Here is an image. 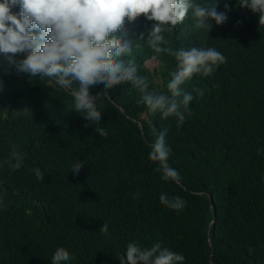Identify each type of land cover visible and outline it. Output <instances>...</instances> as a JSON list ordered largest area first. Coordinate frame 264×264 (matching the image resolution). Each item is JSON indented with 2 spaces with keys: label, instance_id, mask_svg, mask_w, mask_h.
<instances>
[{
  "label": "trees",
  "instance_id": "obj_1",
  "mask_svg": "<svg viewBox=\"0 0 264 264\" xmlns=\"http://www.w3.org/2000/svg\"><path fill=\"white\" fill-rule=\"evenodd\" d=\"M215 3L227 19L209 18L210 29L190 7L183 21L162 25V41L148 39L156 22L144 15L126 18L116 34L137 40L120 59L134 60L157 94L171 96L179 61L153 45L214 48L226 57L212 74L195 73L180 86L204 91L193 93L181 126L137 103L143 93L131 81L107 93L98 82L89 93L108 132L102 137L75 111L74 96L48 83L55 78H30L0 57V264H52L59 247L74 255L68 264H120L130 242L159 243L183 254L182 264H264V18L241 0H190ZM13 11L19 15L21 6ZM165 128L167 163L179 183L162 179L159 161L149 159ZM13 146L24 157L15 171L8 164ZM76 160L84 162L79 173L71 172ZM162 193L187 204L170 208ZM104 222L107 235L99 231Z\"/></svg>",
  "mask_w": 264,
  "mask_h": 264
},
{
  "label": "clouds",
  "instance_id": "obj_2",
  "mask_svg": "<svg viewBox=\"0 0 264 264\" xmlns=\"http://www.w3.org/2000/svg\"><path fill=\"white\" fill-rule=\"evenodd\" d=\"M16 4L21 6L19 15L12 12ZM240 6L264 18V0H241ZM190 7L199 22L209 29L212 27L209 18L217 24L227 19L225 13L217 12L216 3L190 4V0H0V57L17 73L29 74L30 78L41 75L55 78L58 85L70 89L76 102L75 111L96 125L95 131L102 137L108 132L99 124L102 112L98 110L97 97L89 93V86L98 82H105L107 93L121 82L131 81L143 93L137 103L146 104L152 111L160 110L164 118L175 116L177 125L181 126L186 116L191 115L189 103L194 99L193 93L203 96L204 91L195 88L187 92L180 86L195 73L212 74L219 64L226 62V57L214 48L173 52L170 48L153 45L155 52H168L179 61L168 83L171 96L157 94L148 91L147 78L138 74L134 60L120 59L122 55L129 56L137 40L116 34L124 29L126 18L133 21L144 15L147 20L156 22L148 39L162 41V25L175 26L183 21ZM32 29H39V35L32 34ZM25 52L27 56L21 58L19 54ZM77 81L79 87L75 86ZM104 99H109L106 94ZM167 132V128L159 132L151 145L149 159L159 161L157 171L163 173L162 179L179 183L182 177L167 163L172 152L166 143ZM23 159L13 146L9 167L13 171L19 169ZM83 165L84 162L76 160L71 172L79 173ZM33 171L38 180L44 181L43 172L38 168ZM160 201L173 209H182L187 204L179 196L170 199L163 193ZM99 231L107 235L108 223L104 222ZM125 253L126 259L119 257L120 264H182L185 259L183 254L162 248L159 243L146 248L130 242ZM71 259H75L74 255L59 247L52 256V264H68Z\"/></svg>",
  "mask_w": 264,
  "mask_h": 264
},
{
  "label": "rangeland",
  "instance_id": "obj_3",
  "mask_svg": "<svg viewBox=\"0 0 264 264\" xmlns=\"http://www.w3.org/2000/svg\"><path fill=\"white\" fill-rule=\"evenodd\" d=\"M13 14H16V12L15 11H13ZM25 54V56H27V52H25L24 53ZM151 68H155L156 67V64H152L151 66H150ZM48 83L50 84V85H52V86H54V87H57L59 90H61V91H65V92H67V93H70V94H72V92H71V90L70 89H67V88H65L64 86H61V85H58L57 83H56V81H54V80H52V79H50L49 81H48ZM145 119V115H141L140 116V119L139 120H135L137 123H139L141 120H144ZM163 174V173H162ZM209 256H210V258H212V254H211V247L209 246Z\"/></svg>",
  "mask_w": 264,
  "mask_h": 264
},
{
  "label": "water",
  "instance_id": "obj_4",
  "mask_svg": "<svg viewBox=\"0 0 264 264\" xmlns=\"http://www.w3.org/2000/svg\"><path fill=\"white\" fill-rule=\"evenodd\" d=\"M213 222H212V224L214 223V217H213V220H212ZM213 230V229H212Z\"/></svg>",
  "mask_w": 264,
  "mask_h": 264
}]
</instances>
